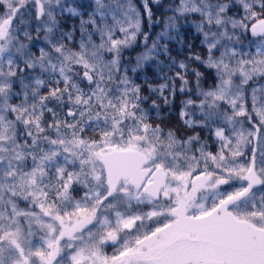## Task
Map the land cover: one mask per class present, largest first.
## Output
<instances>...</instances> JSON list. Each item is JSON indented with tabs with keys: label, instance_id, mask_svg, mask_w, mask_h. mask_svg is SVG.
Instances as JSON below:
<instances>
[{
	"label": "snow or ice",
	"instance_id": "6c2138e0",
	"mask_svg": "<svg viewBox=\"0 0 264 264\" xmlns=\"http://www.w3.org/2000/svg\"><path fill=\"white\" fill-rule=\"evenodd\" d=\"M0 264H264V0H0Z\"/></svg>",
	"mask_w": 264,
	"mask_h": 264
},
{
	"label": "rangeland",
	"instance_id": "374dc122",
	"mask_svg": "<svg viewBox=\"0 0 264 264\" xmlns=\"http://www.w3.org/2000/svg\"><path fill=\"white\" fill-rule=\"evenodd\" d=\"M173 115H175V113H174ZM166 118H167V117H166ZM109 251H111V250L109 249Z\"/></svg>",
	"mask_w": 264,
	"mask_h": 264
}]
</instances>
